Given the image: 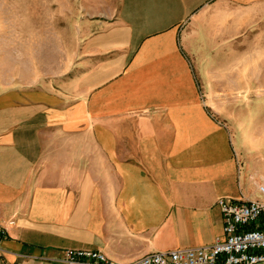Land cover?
<instances>
[{"label": "crops", "instance_id": "1", "mask_svg": "<svg viewBox=\"0 0 264 264\" xmlns=\"http://www.w3.org/2000/svg\"><path fill=\"white\" fill-rule=\"evenodd\" d=\"M78 14L63 75L0 91V264L72 249L131 264L223 240L218 201L255 200L264 174L205 84L236 80L264 0H81Z\"/></svg>", "mask_w": 264, "mask_h": 264}, {"label": "rangeland", "instance_id": "2", "mask_svg": "<svg viewBox=\"0 0 264 264\" xmlns=\"http://www.w3.org/2000/svg\"><path fill=\"white\" fill-rule=\"evenodd\" d=\"M70 1L0 0V91L18 89L20 81L56 79L66 72L67 45L81 38V0ZM252 42L236 45L237 62L231 72L236 80L215 78L205 84L206 100L232 131L240 159L264 174V29H254ZM249 193L264 200L255 186Z\"/></svg>", "mask_w": 264, "mask_h": 264}, {"label": "built area", "instance_id": "3", "mask_svg": "<svg viewBox=\"0 0 264 264\" xmlns=\"http://www.w3.org/2000/svg\"><path fill=\"white\" fill-rule=\"evenodd\" d=\"M258 190L264 197V185ZM224 222L223 240L206 247L153 253L131 264H264V200L220 199ZM8 230L0 224L1 244ZM61 264H116L105 254L93 250H66Z\"/></svg>", "mask_w": 264, "mask_h": 264}, {"label": "bare ground", "instance_id": "4", "mask_svg": "<svg viewBox=\"0 0 264 264\" xmlns=\"http://www.w3.org/2000/svg\"><path fill=\"white\" fill-rule=\"evenodd\" d=\"M258 64H259V63H258ZM258 66H259V65H258ZM256 73H258V72H256ZM256 73H255V74H256ZM255 76H256V75H255Z\"/></svg>", "mask_w": 264, "mask_h": 264}]
</instances>
